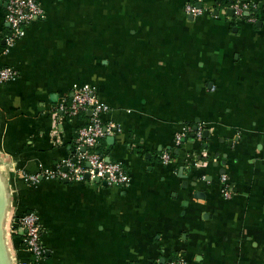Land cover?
<instances>
[{
    "label": "crops",
    "instance_id": "crops-1",
    "mask_svg": "<svg viewBox=\"0 0 264 264\" xmlns=\"http://www.w3.org/2000/svg\"><path fill=\"white\" fill-rule=\"evenodd\" d=\"M8 1L0 67L19 76L0 83V264L32 258L26 211L43 226L41 264H264V0L244 17L229 13L237 0H40L10 47ZM188 2L204 13L190 19ZM85 84L119 129L97 150L129 184L27 182L73 152L88 114L58 106ZM185 125L203 137L177 145Z\"/></svg>",
    "mask_w": 264,
    "mask_h": 264
},
{
    "label": "built area",
    "instance_id": "built-area-1",
    "mask_svg": "<svg viewBox=\"0 0 264 264\" xmlns=\"http://www.w3.org/2000/svg\"><path fill=\"white\" fill-rule=\"evenodd\" d=\"M231 8L234 9L237 17H244L251 11L250 4L246 0L233 2ZM184 11L188 15L199 16L204 13L205 9L202 5L188 2L184 5ZM42 15L43 8L40 0H9L6 13L9 23V33L6 36L7 46H12L24 34V27ZM18 76V70L14 67H0V83L14 80ZM58 109L70 117L78 116L80 113L88 114L85 122L77 129L74 150L53 170L24 172L25 180L36 184L43 179L76 182L99 178L106 181L108 185L126 187L131 177L122 162L110 160L97 150L102 139L119 130L113 121L103 120V115L110 110L109 105L99 99L91 85L85 84L74 89L70 101L61 102ZM192 132H195L198 137H203L204 129L202 127L194 129L192 125H185L175 135L176 144L180 145ZM171 156L169 151H163L160 158L162 162L168 163ZM223 180L226 181V178ZM224 192L229 195V191L225 188ZM18 223L22 230L23 248L32 257L30 260H20L18 264H41L46 249L42 240L43 226L39 215L34 211H26L19 216ZM157 264L188 263L183 258L177 257Z\"/></svg>",
    "mask_w": 264,
    "mask_h": 264
},
{
    "label": "water",
    "instance_id": "water-1",
    "mask_svg": "<svg viewBox=\"0 0 264 264\" xmlns=\"http://www.w3.org/2000/svg\"><path fill=\"white\" fill-rule=\"evenodd\" d=\"M199 6H201V4H198ZM229 13H230V15H234V9L233 8H230L229 9ZM190 19H193V16H190ZM113 138V137H112ZM110 159V158H109ZM87 178H89V175H87ZM96 181H100V179L99 178H96L95 179ZM105 184L107 183L106 181H103Z\"/></svg>",
    "mask_w": 264,
    "mask_h": 264
},
{
    "label": "trees",
    "instance_id": "trees-1",
    "mask_svg": "<svg viewBox=\"0 0 264 264\" xmlns=\"http://www.w3.org/2000/svg\"><path fill=\"white\" fill-rule=\"evenodd\" d=\"M228 3H229V2H228ZM228 3H227V4H228ZM219 4H221V3H219ZM102 140H103V139H102ZM100 142H101V141H100Z\"/></svg>",
    "mask_w": 264,
    "mask_h": 264
}]
</instances>
